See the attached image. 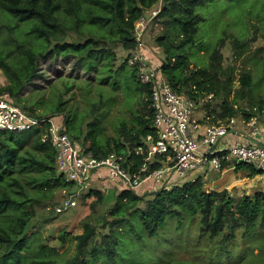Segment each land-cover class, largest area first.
Segmentation results:
<instances>
[{
	"label": "trees",
	"instance_id": "16d2710c",
	"mask_svg": "<svg viewBox=\"0 0 264 264\" xmlns=\"http://www.w3.org/2000/svg\"><path fill=\"white\" fill-rule=\"evenodd\" d=\"M206 1L211 0H0V69L8 80L0 87V97L8 95L16 105L36 118H60L67 133L82 148L96 156L111 152L123 155V167L133 174L148 158L149 145L145 139L156 134L149 86L142 84L143 113L134 115L136 127L128 130L124 124L120 131L124 132L125 138L108 137L105 142L99 139L100 131L95 123L87 124L94 132L90 131L84 140H80L82 126L74 124L68 102L62 100L64 91L71 89L69 82H64L67 88L64 91L51 89L48 99L45 98L46 89H35L28 94L25 90L36 79L44 78L40 70L43 60L73 58L72 65L81 64L91 71L97 68L101 57L110 52L111 44L122 46L129 58L131 51L137 48L136 23L163 2L155 19L162 24L156 44L162 49L160 70L166 81L175 92L188 94L196 104L207 94L217 97L223 89L227 97L234 81V68H224L221 46L233 34L217 41L207 65L192 67L190 52L204 50V43L198 38L204 17L198 12V6ZM73 32L79 39L68 40ZM254 39L236 37L232 41L235 57L246 56ZM128 58L124 59L121 69L128 65ZM130 68L137 76L136 69ZM114 72L111 63H105L106 76ZM240 81L238 91L244 93L251 88L253 75L244 72ZM90 83L81 86L88 90ZM236 101L225 98L223 110L217 112L216 117L208 115L211 122L217 123L218 119L241 113L248 124L257 113H264V98L258 101L257 108L251 101L248 107L239 109ZM45 128H36L27 134L0 131V264H121L118 257L123 235L118 231L131 224L136 235L135 214L140 215L148 235L157 234L169 215L182 218L188 212L197 211L201 214V232L208 233L212 240L221 236L229 243L237 238L241 229L243 236L253 227L259 231L264 229V191L238 198L227 190L209 188L203 175H199L195 180L172 179L161 185L147 184L145 188L150 191L143 194L131 189L115 194V203L106 212L110 221L100 227L102 232H98V226L87 218L83 222V233L70 236L69 232L63 231L60 234L63 245L69 237V247L77 241L75 254L69 255V249L59 252L50 246L42 232L26 236L36 217L34 205L51 207L56 214H61L55 208L67 197L57 201L56 193L70 191L74 186V183H66L59 173L56 151L50 142L43 141ZM89 139L91 144L86 146ZM159 167L160 164L152 163L151 171ZM251 170L253 174H260ZM99 191L90 190L84 198L96 194L101 202L103 195ZM143 201L147 204L145 209L140 208ZM106 226L109 232H104Z\"/></svg>",
	"mask_w": 264,
	"mask_h": 264
},
{
	"label": "rangeland",
	"instance_id": "374dc122",
	"mask_svg": "<svg viewBox=\"0 0 264 264\" xmlns=\"http://www.w3.org/2000/svg\"><path fill=\"white\" fill-rule=\"evenodd\" d=\"M162 4L163 2L156 5L145 15L149 21L144 36L150 48L149 64L158 67H161L163 54L162 49L156 44V37L162 31V24L155 18ZM198 12L204 17L198 34V38L204 43V50L198 53V50L193 49L190 52L193 69L207 65L210 62L209 55L217 41L231 34L233 37L227 39L221 46V53L224 68L227 70L234 68L231 93L226 97V90L223 89L217 97L212 94L205 95L200 103L196 104L198 116L216 117L223 110L221 107L225 98L231 102L237 99L236 104L239 109H245L251 101L257 108L258 101L264 98V0H211L200 4ZM238 36L244 40L255 38L250 42L246 56L240 58L235 57L232 44ZM73 38L79 39V36L75 32L70 33L68 40ZM109 49L111 50L107 56H102L97 68L91 71H87L81 64L72 65L73 58L43 60L40 62V70L44 78L36 79L33 85L25 90L28 94L35 89H46L45 98L48 99L51 89L64 91L67 89L64 82H69L71 89L64 91L62 100H67V107H70L71 117L75 120L74 124L82 126L81 141L90 131H93L87 125L90 123H95L99 127V139L102 138L104 142L108 137L123 139L125 134L120 130H123L124 124H127L128 130H132L136 127L133 121L134 115L143 113L142 84L128 65L121 69L124 59L128 58V53L120 45L111 44ZM52 61L55 63L54 67ZM105 63H111L115 71L111 76L109 73L106 76ZM244 72H250L253 75V84L249 90L242 93L238 90L241 88L240 77ZM108 77L110 78L106 80ZM87 82L91 83L88 85V90H85L84 86ZM7 83V77L0 69V87ZM41 111H43V105ZM58 120L60 121V118ZM251 120H257L264 125V113H257ZM217 121V123L233 126L247 125L241 113L238 116ZM89 144H91L90 139L86 146ZM252 172L241 163H231L220 172L211 170L202 174L209 188L219 191L227 190L241 198L243 195L253 196L258 191H264V184L260 185L262 180L258 174ZM146 185L141 187L139 193L150 191L146 190ZM93 189L100 190L103 201L99 202V196L96 194L90 195L87 199L84 198ZM72 192H75V187L70 191L57 192V201H62ZM120 192L114 187H101V185L97 187L92 184L77 194V204L74 208L61 214H56L51 207L34 205L36 217L26 236L42 232L43 236L49 239L50 246L55 247L59 252L69 249V255H73L77 250V241L74 240L69 247L71 239L69 237L63 245L60 243V234L63 231L69 232L70 236L83 233V222L87 218L98 226V232H102L100 227L105 221H110L106 212L114 205L115 194L118 195ZM146 207L147 204L143 201L140 208ZM133 217H135L136 235L131 230L133 227L131 224L122 226L118 231L123 235L118 257L121 264H264V229L259 231L257 227H253L246 236H243L241 229L235 240L226 243L220 238L221 236L212 240L208 233L201 232L199 211L188 212L182 218L169 215L164 226L155 235L146 233L139 214ZM104 232H109L108 226Z\"/></svg>",
	"mask_w": 264,
	"mask_h": 264
},
{
	"label": "built area",
	"instance_id": "2783aa9c",
	"mask_svg": "<svg viewBox=\"0 0 264 264\" xmlns=\"http://www.w3.org/2000/svg\"><path fill=\"white\" fill-rule=\"evenodd\" d=\"M147 19L143 17L136 23L137 48L131 51L128 65L136 69L140 83L150 87L156 134L145 139L149 145L148 158L133 174L123 167V155L111 152L96 156L75 142L56 117L36 118L8 95L0 97V131L23 133L46 126L43 141L53 145L59 173L66 183H74L75 187V192L55 208L57 213L74 208L77 194L92 184L139 192L144 184L161 185L172 179L195 180L211 170L220 172L225 163H241L264 174V126L251 120L245 127L257 141L230 142L228 138L236 126L213 123L209 116L199 117L196 102L186 93L175 92L160 67L149 64V48L144 39L149 25ZM152 163L160 167L151 171Z\"/></svg>",
	"mask_w": 264,
	"mask_h": 264
},
{
	"label": "crops",
	"instance_id": "0c3cea01",
	"mask_svg": "<svg viewBox=\"0 0 264 264\" xmlns=\"http://www.w3.org/2000/svg\"><path fill=\"white\" fill-rule=\"evenodd\" d=\"M148 50H150V48ZM228 140L230 142L241 141V142H244V143H246V142L250 143V142L257 141V140H254L250 136L249 130L246 127L241 126V125L236 126L235 131L229 136ZM248 169H250V168L248 167ZM258 177L262 180V181H260V183H261L260 185L264 184V174L263 173L262 174L258 173Z\"/></svg>",
	"mask_w": 264,
	"mask_h": 264
}]
</instances>
